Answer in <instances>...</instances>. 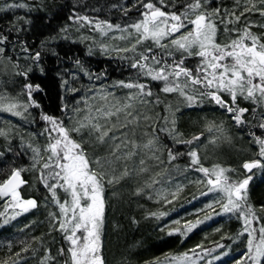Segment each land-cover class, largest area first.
Returning a JSON list of instances; mask_svg holds the SVG:
<instances>
[{"label": "trees", "instance_id": "obj_1", "mask_svg": "<svg viewBox=\"0 0 264 264\" xmlns=\"http://www.w3.org/2000/svg\"><path fill=\"white\" fill-rule=\"evenodd\" d=\"M146 2L148 0H0V6L26 5L0 11V39L4 40L0 43V48L4 49L0 52V131L4 133L0 135V184L13 169L23 170L21 175L26 183L19 193L22 199L37 202L36 208L14 215L7 206L9 196L0 198V264H70L69 244L53 220L54 215H60L59 208L42 182L43 160L33 159V149H39L44 159L48 156L44 149L50 138L45 128L51 125L42 116L57 118L71 127L77 119L89 114V107L102 105L101 96H95L99 91L102 96L111 94L112 102L121 100V81L145 84L153 93L148 99L155 104V113L147 114L151 117L149 122L141 120L137 142L143 145L155 137L156 143L152 150L143 149L136 158V168L140 167L142 158L147 171H137L119 184H105L100 233L105 264H178L172 257L184 253L195 264L241 261L248 251L249 240L247 233L239 235L244 228L243 219L236 213L223 212L222 205L226 202L219 195L214 199L207 197L208 188L212 186L208 184V177L196 170L201 166L211 170L212 163L220 168L237 169L234 175H229L231 181L251 176L247 202L260 219V223L254 220L252 227L259 230L264 224V167L251 172L243 168L245 162L257 159L264 164V158L257 151L260 145L257 137L264 139V128L259 126L264 123L261 119L264 107L241 99L240 107L249 111L245 113L246 122L238 125L208 97L201 98L197 94L196 102L190 105L178 93L161 91L163 82L154 81L132 68V63L149 47L158 57L168 58L167 51L152 41H145L136 51L125 53L112 47L102 51L94 37H88L95 32L96 21L101 25L99 30L109 24L128 26L140 21ZM152 2L163 11L172 12L182 10L180 5L184 0ZM208 7L231 11L236 7V0H209ZM247 19L257 25L253 32L264 34V28L258 27L264 24V18L254 13ZM237 27L242 29L243 21ZM188 30L191 25L181 32L186 34ZM85 36L89 39H84ZM111 38H105L104 46ZM232 38L235 34L229 36L221 24L218 42L225 43ZM134 41L126 48H131ZM37 52L39 59H32ZM176 55L179 58V54ZM198 63V57L186 59L189 68L194 69ZM24 71L27 76L17 74ZM25 84L39 85L42 89L32 94L39 107L30 106L27 111L20 108L21 115L5 110L12 103H29ZM135 91H126L123 100ZM225 99L230 98L225 96ZM65 106L67 109L62 111ZM254 107L255 112L251 110ZM75 108L80 111H74ZM173 127L175 133L158 130ZM222 130L228 135L226 140L232 141L230 147L224 148L229 153L221 152L226 157L216 149H204L207 138L220 140ZM196 136L200 139L193 141ZM88 150L91 152L90 147ZM193 150L197 151L198 165L192 164L189 153ZM170 151L175 159L170 160ZM57 195L62 202L68 199L62 190H57ZM193 224L196 227L187 231ZM25 248L27 251H22Z\"/></svg>", "mask_w": 264, "mask_h": 264}, {"label": "snow or ice", "instance_id": "obj_2", "mask_svg": "<svg viewBox=\"0 0 264 264\" xmlns=\"http://www.w3.org/2000/svg\"><path fill=\"white\" fill-rule=\"evenodd\" d=\"M208 4L209 0H184L180 5L182 10L166 12L157 7L152 0H148L143 4L146 9L141 14L143 19L129 26L135 29V42L131 48L116 50L134 52L137 46L145 41H152L167 51L168 58H164L163 55L158 57L149 47L132 63V68L139 69L142 75L154 81L163 82L161 91L178 93L185 97L190 105L196 102L197 94L201 98L208 97L241 125L246 122L245 113L249 111L248 108L240 107L241 99L264 107V34L258 35L253 32L252 29L257 25L247 19L254 13L264 18V0H236V7L231 11L227 9L222 11L219 7L209 9ZM22 7L26 5L9 3L0 6V11ZM242 21L244 27L241 29L237 25ZM221 24L224 32L229 36L235 34V38L219 43L218 33ZM189 25L191 30L183 34L181 30L187 29ZM112 27L108 25L109 29ZM258 27L264 28V24ZM3 42L4 40L0 39V43ZM168 49L179 53V58ZM3 51L4 49L0 48V52ZM39 57L40 53L37 52L32 59L38 60ZM188 57L199 58V63L194 69L186 66ZM17 74L27 76L28 73L24 71ZM119 87L137 91L130 93L125 100L115 102L109 101L105 96L104 104L89 107V114L77 119L71 127L66 126L62 120L43 115L42 119L51 125L45 128V133L50 138L44 149L48 153L47 159H44L39 149H33V159L43 160L40 165L44 170L41 173L42 182L60 211V215H54L53 220L64 233L65 239L70 242L68 252L71 264H105L100 242L105 184H119L130 179L137 171H147L142 158L139 160L140 167L136 168V158L143 149L152 150L156 143L155 137L148 139L143 145L137 142L141 120L147 123L151 119L146 112L140 111L137 102L140 106L150 104L148 98L153 93L147 85L141 83L121 81ZM24 89L27 91L29 103L25 105L12 103L5 110L21 115L19 111L14 110L22 107L27 111L30 106L39 107L34 103L32 94L41 91L40 86L25 84ZM225 96L230 99H225ZM66 109L67 106L62 111ZM73 110L80 111L78 108ZM251 110L256 111L255 107ZM261 119H264V113L261 114ZM172 123L174 125V121ZM259 126L264 128V123ZM158 130L175 133L174 127ZM3 134L0 131V135ZM76 134H79V138H76ZM199 139V136L193 137V141ZM257 143L261 145L259 156L264 158V139L257 137ZM89 147L91 152L88 150ZM189 155L192 164L198 165L197 151L193 150ZM169 158L175 159L171 151ZM33 167H36V164ZM260 167H264L260 159L243 164V168L248 172ZM196 170L208 177V184L212 186L209 191H219L226 197L227 202L222 205L223 212L236 213L243 219L244 228L239 235L247 233L249 240L248 251L241 261L245 264L246 262L264 264V224L259 228L257 237V229L252 227V223L254 220L260 223V219L247 202V187L251 176L240 181H231L225 175L228 170L219 166L211 171L203 166ZM22 171L13 169L10 177L0 184V198L10 196L16 206L27 212L36 208L37 202L34 199L24 200L20 196L18 189L26 183L21 178ZM57 190H62L68 199L62 202ZM195 227L193 224L187 231L190 232ZM171 234L170 232L169 235ZM192 251L195 252V249ZM16 255L20 256L19 253ZM172 260L178 264H187L192 258L184 253L182 256L172 257ZM241 261L237 264H241ZM192 264H195V261H192Z\"/></svg>", "mask_w": 264, "mask_h": 264}, {"label": "rangeland", "instance_id": "obj_3", "mask_svg": "<svg viewBox=\"0 0 264 264\" xmlns=\"http://www.w3.org/2000/svg\"><path fill=\"white\" fill-rule=\"evenodd\" d=\"M143 19V18H142ZM142 19H140V21L142 20ZM97 22H99V21H96V24H95V32L91 35H88V37L90 38H93L94 37V42H96V43H98L99 44V47L101 48V50L103 51L104 50V48L105 47H107V48H111L112 47V49H115V51H116V49H118V48H126L127 47V45L132 41V40H134L135 39V37H136V32H135V29H133V28H131V27H129L130 25H132V24H134V23H131V24H129L128 26H119V27H112L111 29H109L108 27L106 28V29H103V31H101V29L99 30V27L101 26L100 24H98ZM139 22V21H138ZM99 26V27H98ZM99 30V31H98ZM88 37H86L85 36V38L84 39H89ZM107 38V37H113V38H111V39H109L110 41L108 42L109 44L107 45L106 44V46H104V40H105V38ZM122 37H125V38H122ZM135 42V41H134ZM173 54L175 55V56H177L176 54H179V53H175L174 52V50H173ZM2 64V62H0V65ZM163 86V85H162ZM122 91L119 93V96H120V99L121 100H123V97H125V95H126V91H129V89L128 88H122L121 89ZM100 93H102V91H99L98 93H96L95 94V96H97V98L99 97V96H101V98H102V104H104V97L105 96H107V99L110 101V98H111V94L110 95H108V94H106L105 96H102ZM118 97V96H117ZM119 98V97H118ZM22 103V102H21ZM19 105H23V103L22 104H19ZM155 105V104H154ZM154 105H153V103H150V104H148V105H146V106H140L139 105V102L137 103V106L139 107V109H140V111L142 112V113H145L146 112V114H151V113H155V111H154ZM22 108V107H21ZM19 109L20 108H18V109H16V110H14V111H19ZM153 113V114H154ZM212 131V130H211ZM211 131H209L210 133H211ZM227 137H228V135H227V133L226 132H224V130H222V132H221V136H220V140L219 141H217V139L215 140V139H213V138H207V140H206V142H207V144L206 145H204V149H206V147L208 148V149H213V150H215V151H217V153L219 152L220 154H222L221 152H224L225 154H228L229 153V151H228V153H227V151L224 149V148H227V147H230V142L232 143V141H230V140H226L227 139ZM258 144V143H257ZM256 148V147H255ZM260 148H261V145H259V148L257 147V151H259L260 152ZM206 155V154H205ZM222 156H225L226 157V155H224V154H222ZM209 158H210V156H208ZM212 159V158H211ZM217 165L216 164H214V163H212V167H211V170L214 168V167H216ZM227 168V167H226ZM226 168H224V169H226ZM210 170V171H211ZM227 172L225 173V174H227L228 175V177L230 178V176L229 175H234V173H235V171H237V169H235V170H233L232 168H227ZM230 173V174H229ZM237 173V172H236ZM231 180V179H230ZM208 189H210V188H208ZM217 195H219L220 197H221V199H224V202H227L226 201V197L224 196V194L223 193H221V192H219V191H208L207 192V197H210V198H213L214 199V196H217ZM20 196H21V194H20ZM21 198H22V196H21ZM25 200V199H24ZM27 200V199H26ZM7 206H9L8 208H10L11 210H13L12 211V213H15V212H18V211H22V209L20 208V207H18V206H16L15 205V203L12 201V199H11V197L9 196V199L7 200ZM229 214V213H228ZM14 215H16V213L14 214ZM259 236V230H257V237ZM68 242V244H69V247H70V242L69 241H67ZM68 254H69V252H68ZM69 258H70V255H69ZM70 264H71V258H70Z\"/></svg>", "mask_w": 264, "mask_h": 264}, {"label": "water", "instance_id": "obj_4", "mask_svg": "<svg viewBox=\"0 0 264 264\" xmlns=\"http://www.w3.org/2000/svg\"><path fill=\"white\" fill-rule=\"evenodd\" d=\"M15 169H17V168H15ZM10 175H11V174H10ZM9 177H10V176H9ZM9 177H8V178H9ZM8 178H7V179H8ZM21 178L23 179L22 175H21ZM7 179H6V180H7ZM23 180H24V179H23ZM23 186H24V184L20 186V188L18 189V191H19Z\"/></svg>", "mask_w": 264, "mask_h": 264}]
</instances>
